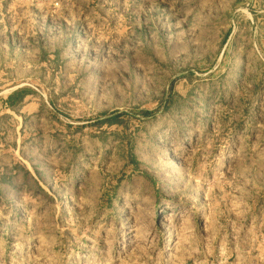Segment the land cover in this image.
<instances>
[{
  "label": "rangeland",
  "instance_id": "rangeland-1",
  "mask_svg": "<svg viewBox=\"0 0 264 264\" xmlns=\"http://www.w3.org/2000/svg\"><path fill=\"white\" fill-rule=\"evenodd\" d=\"M0 264H264V0H0Z\"/></svg>",
  "mask_w": 264,
  "mask_h": 264
},
{
  "label": "crops",
  "instance_id": "crops-1",
  "mask_svg": "<svg viewBox=\"0 0 264 264\" xmlns=\"http://www.w3.org/2000/svg\"><path fill=\"white\" fill-rule=\"evenodd\" d=\"M12 99V101L13 102H15L16 101V99H18V93L17 94H15V95H13V98H11Z\"/></svg>",
  "mask_w": 264,
  "mask_h": 264
}]
</instances>
